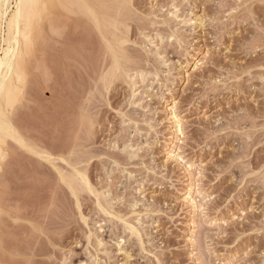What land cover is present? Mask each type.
Segmentation results:
<instances>
[{
	"label": "rangeland",
	"instance_id": "374dc122",
	"mask_svg": "<svg viewBox=\"0 0 264 264\" xmlns=\"http://www.w3.org/2000/svg\"><path fill=\"white\" fill-rule=\"evenodd\" d=\"M35 4L0 264H264V0Z\"/></svg>",
	"mask_w": 264,
	"mask_h": 264
},
{
	"label": "bare ground",
	"instance_id": "6f19581e",
	"mask_svg": "<svg viewBox=\"0 0 264 264\" xmlns=\"http://www.w3.org/2000/svg\"><path fill=\"white\" fill-rule=\"evenodd\" d=\"M14 1L15 4H17L16 0H13V2ZM38 1L43 0H19V3L28 5L35 4ZM8 4H11V0H0V99L8 87L10 77L13 75L14 70L18 69L20 63L19 58L21 51L19 52L17 45V41L20 42V40H18V32L20 31L21 37H26L28 33L27 30L31 26L34 14L40 12V10L37 9H45V4L37 7H23L19 10L18 15L17 10L14 7L7 11V8L9 7ZM6 18H8L7 29L3 30L4 19L6 20ZM3 31L4 35H2ZM9 119L11 120V118ZM179 123L178 120L177 126H179ZM5 133V121L0 110V142L3 141Z\"/></svg>",
	"mask_w": 264,
	"mask_h": 264
},
{
	"label": "snow or ice",
	"instance_id": "6c2138e0",
	"mask_svg": "<svg viewBox=\"0 0 264 264\" xmlns=\"http://www.w3.org/2000/svg\"><path fill=\"white\" fill-rule=\"evenodd\" d=\"M37 6L38 5H36V4H28V5H25V4H20V3L13 5V7L17 10V14L18 15H19V10L21 8H23V7H37Z\"/></svg>",
	"mask_w": 264,
	"mask_h": 264
}]
</instances>
